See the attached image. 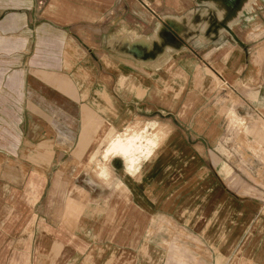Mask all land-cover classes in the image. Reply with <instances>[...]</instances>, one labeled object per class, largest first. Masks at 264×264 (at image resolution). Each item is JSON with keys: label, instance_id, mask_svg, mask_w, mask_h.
<instances>
[{"label": "crops", "instance_id": "crops-1", "mask_svg": "<svg viewBox=\"0 0 264 264\" xmlns=\"http://www.w3.org/2000/svg\"><path fill=\"white\" fill-rule=\"evenodd\" d=\"M227 1L6 0L49 38L30 58H52L38 99L64 130L30 148L46 160L0 153V264H264V233L233 230L264 209L227 163L230 113L264 122V0ZM144 125L165 132L148 155Z\"/></svg>", "mask_w": 264, "mask_h": 264}, {"label": "rangeland", "instance_id": "rangeland-1", "mask_svg": "<svg viewBox=\"0 0 264 264\" xmlns=\"http://www.w3.org/2000/svg\"><path fill=\"white\" fill-rule=\"evenodd\" d=\"M41 1L44 5L47 3V0ZM7 7L6 0H0V153L6 155L8 163H29L36 157L38 161H43L46 160L45 155L38 153L34 156L30 148L44 144L46 128L52 130L55 135H59L64 130L59 121L50 120L45 116L42 102L38 99L39 95H42V90L39 85V88L36 85L45 77L40 71L41 66L46 65L52 58L39 56L30 58L33 51L39 49L40 45L46 47L50 42L47 37L40 41L34 31L35 27L31 28L28 25L24 27L21 19L15 17V12L8 11ZM165 35L167 36L168 33L160 34L158 38H161V41L170 49H179L180 42L187 36L183 33L170 35V40L167 41ZM26 39H28L27 43ZM74 75V72L67 73L69 78H73ZM227 121L228 139L234 150H230V160H227L233 170L231 179L233 182H242L254 188V191L250 192L238 189L234 194H238V197L242 195L257 199L264 209V122L259 119H243L233 112L230 113ZM144 126L148 129L144 136H148L149 133L156 141L145 149L148 155L153 148H157L163 142L165 132L158 134L155 125ZM144 126H136L124 134H118L113 140L122 141L131 137H141L143 134L140 130ZM107 139L105 137L102 140L99 136L96 141L106 142ZM145 139L147 138H142V140ZM240 143H244L246 152L254 158H243V148L238 147ZM114 144L113 142L112 146ZM109 154L107 150L103 158L108 159ZM142 154L135 153L134 158ZM237 166L242 167V170H238L237 168L240 167ZM233 226L234 235L264 233V216L253 222L242 221ZM171 232L180 234L178 229L173 227ZM260 240L257 234L252 236L251 243L255 245Z\"/></svg>", "mask_w": 264, "mask_h": 264}, {"label": "bare ground", "instance_id": "bare-ground-1", "mask_svg": "<svg viewBox=\"0 0 264 264\" xmlns=\"http://www.w3.org/2000/svg\"><path fill=\"white\" fill-rule=\"evenodd\" d=\"M224 1L226 2V4H228L227 0ZM235 1L239 2V0ZM139 141H142L141 137H131L127 138L126 140L116 141L117 143L115 144L111 152H119L122 155L126 156L128 152L135 150L137 144L140 143Z\"/></svg>", "mask_w": 264, "mask_h": 264}]
</instances>
